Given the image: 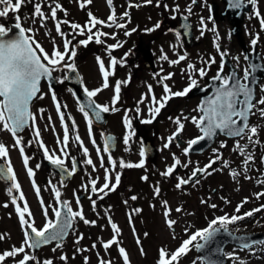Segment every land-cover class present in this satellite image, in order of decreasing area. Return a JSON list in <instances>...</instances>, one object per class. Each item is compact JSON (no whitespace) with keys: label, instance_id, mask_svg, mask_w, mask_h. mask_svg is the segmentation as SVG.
Returning <instances> with one entry per match:
<instances>
[{"label":"rangeland","instance_id":"1","mask_svg":"<svg viewBox=\"0 0 264 264\" xmlns=\"http://www.w3.org/2000/svg\"><path fill=\"white\" fill-rule=\"evenodd\" d=\"M13 2H15V0H13ZM35 2H40L42 10L49 16L50 8L53 3H59L62 6L61 10H58L57 12V19L69 22L68 24L61 23V31L65 34L64 37L55 31L56 21L48 19L45 20L42 25L40 18L34 16ZM81 2H83V0H27L18 12L13 13L10 11L7 16L0 17V25L5 26L6 28L9 22H19L25 29H33L31 33L26 34L32 36L49 54L54 47L63 50V40L65 38L71 40L72 44L70 45V48L76 47L77 55L74 60L70 62H74L75 67L81 75L82 86L88 90H95L103 80L97 61L98 56L104 61L106 70L113 72V68L110 67V60L114 57L117 48L114 47L109 49V46L114 45L118 38H120L119 42L122 45L123 43L126 44L131 38L132 40L130 41H132V46L135 47L134 45H138L136 50L138 48L148 50L149 47L150 50L153 51L155 49H161L162 47L168 51H175L179 45L178 41L175 43L173 40L175 37L172 35L174 32L172 26L179 21L178 18L180 15L190 18L195 26V36L198 38L197 41L194 42L195 45L193 47L184 48L182 53L179 52L185 57L183 61V70L188 65H192L194 67L193 70L200 68L205 69L204 66L211 65L207 63L210 59L209 56H216L217 54L216 50H212V45H214V43L219 44V41L224 42L223 40H219L213 31L210 33H204L205 39L202 37V30L199 24L202 17H200L198 13L201 3L197 0L195 3H193L192 0H152V3H145V0H112L111 5L108 4L107 0H91V3H86L83 8L80 7ZM165 5H167V7H165ZM188 8H191L190 12H188ZM129 10V16L127 15L125 17L124 13H129ZM113 11L116 16V23L124 24V28L117 29L115 24H113L112 27H104V25L107 26V23H109L107 18ZM89 12H91L96 18L106 22L104 25H97L93 28V32L99 30L108 33L107 36L101 37L104 47H102L101 44H96L94 40L86 47L79 45L78 41L86 39L88 33L85 32L84 35H80L78 30H73L71 28L72 23L80 24L82 27L85 26L90 19L88 15ZM16 16L20 17L19 21L16 20ZM137 24L140 26L138 31L145 32L148 35L138 36L137 33L132 35L131 27L132 25L136 26ZM157 24L160 26L156 27ZM225 24L226 27L229 25L227 23ZM227 29L229 30V27H227ZM227 29L223 31V28H221L222 35H228L229 32ZM116 31H118L119 35L112 38V35ZM126 33L129 35H126ZM153 37L158 41L156 44L151 45V39ZM242 42L244 43V41ZM186 51H188L187 54H185ZM236 51L237 54L241 56V60L244 61L243 52L239 50V47L236 48ZM163 60L164 58L159 61L157 60V66L162 70V74H165L169 69L161 68ZM215 65L217 66L216 62ZM67 72V69H60L54 73V77L63 79ZM187 73L188 72L183 73L184 84L187 82ZM196 74H198L199 78L200 75L198 71ZM114 79V74L110 75L109 87L101 91L100 95L104 96V98L110 97L112 100L111 94L109 93L112 91L113 86L115 88L116 84L114 85ZM54 81L56 83V90L54 91L45 82L41 83L40 94L43 95V99H36L31 105V111L36 115L35 128L40 130L39 139L49 148L50 154L55 152L57 156H61L64 160H68L70 157L75 156H78L80 161L84 159L87 160L89 155L87 157L84 155L79 142L74 141L72 137L69 140L67 148L68 155L63 156L60 152L62 145H58L57 140H62L63 138V127L60 126L56 115L52 92H55L57 101L62 105V110L65 109V105L68 109L73 108L72 114L79 120V122L82 120V116L80 111L75 108L76 104L71 98L72 96L67 85V80H64L63 83L57 82L56 79ZM198 81L199 84L204 83L200 79ZM261 85L263 86V92L259 95L258 99L264 97V82ZM178 105L179 118H181V122L185 127L178 135L180 142L179 147L175 145V147H173L174 150H168L166 153H162L160 157L159 155L161 153H159V155L156 154V164L158 168H162L161 182L156 178L151 177V184L143 185L136 181L137 184L135 185V187L139 188L148 187L151 191L150 199L157 196L159 199L166 201V208L169 212V215L166 217L167 221L171 219L176 223L171 227L168 223L167 225H164L163 218L160 219V216L156 212L143 209L146 203V198L144 200L139 199L137 202L141 211L136 213V225L133 226L135 232H133L132 228L131 239L127 244L111 247L108 250L101 247V244H89L90 241H97L98 230L96 228V223L94 225L85 224L82 220L77 218L73 227L75 229L74 232L72 229L68 237L61 241L60 244H55L54 242L51 246L41 251L39 255L35 256L36 260L32 261V264H44V261L46 260H51L52 264H85L86 257L87 264H99L101 259L111 261V264H124L123 258H121V255L118 252V248L121 246L126 250L130 264H155L158 259L159 249L164 248L169 253L173 252L193 233L205 228L214 217H220L223 213L230 216L235 213L241 215V213L253 210L259 205V203L264 205V196L259 198L252 196V194H254L253 192L259 193L260 189L264 188V176L260 180V186L255 185L254 181L250 178L251 176H255V174H258L259 176L264 169V116L260 114V108L264 106L259 104L256 105L255 111L252 112L249 117V128L245 130V135L234 138H226L225 136L220 135L214 140L213 144L204 150V153L188 152L185 154L184 148L188 146V142L200 134L197 125L194 124L190 118L196 117L199 119L200 113L197 108L196 98L184 99L181 102L179 101L177 106ZM40 109H44V111L40 112ZM49 117H51V120H49ZM168 124L169 127H167V130L172 128V122L170 121ZM251 127L257 128V133L255 135L251 134ZM8 133L7 130L0 126V143H3L9 151L8 157L2 159L6 162L11 160L16 165L19 163L17 154L19 147L14 144ZM75 133L81 137L84 147L89 149L90 158L93 161L97 160L98 162L101 152L98 156L96 151L98 148L97 144L94 145L91 142L94 137L92 138V136L83 134L80 128H77ZM33 135L35 136V129L32 126H29L27 131L23 134V142L29 140L32 141L33 139L30 137ZM158 137L162 136L159 135ZM36 143L40 149L39 143L37 141ZM237 143L244 146L243 154L236 150ZM222 144L224 145L223 147H221ZM253 148H258L259 152H254V150L251 151L250 156L252 157V160L248 164H245L244 161L248 158L246 153ZM26 149L30 152L32 150V143L30 147L26 146ZM135 152L139 153L137 150H135ZM174 155L176 158L180 159L181 165L178 172L176 171V174L172 176L174 177L172 179L163 176L162 173H164V168L172 166L174 163ZM217 155L220 156V159L218 160L219 162H216V165L214 164V166L209 169L208 172L210 174L200 173L197 178L198 183L196 180L187 185H182L179 189L176 188L175 177L178 174L179 179H186L196 168H204L209 165L210 161L214 160ZM260 156H262V162H260ZM106 157L107 155H104V158ZM225 161L228 162L227 166H225ZM130 163H137V161L134 159ZM149 164L151 165L147 167L136 168L135 174L131 173L130 178L133 176L136 178L142 177L148 167L155 172L157 169L151 162H149ZM255 164H259V167L261 166V168L257 169ZM184 165H187V167H184ZM40 171L41 172H37L39 180L42 181L43 178H45L44 180H47V176H45L46 170L44 169L43 164L40 165ZM249 171H252L251 174ZM232 172H236L237 175L233 176L231 174ZM19 173L17 174L21 177ZM155 173L158 174L157 172ZM95 175L96 172L92 175H88V177L92 180ZM156 187L160 188L158 195L155 194ZM74 189L81 190L79 186H74ZM250 196H252V198H250ZM87 197L88 198L79 199V204H77V199H72L70 201L72 202L71 208L73 211L82 210L86 219L95 221V219L104 214L99 206L98 196L97 200H95V209H93L92 205L93 200H90L91 197L88 195ZM1 198L2 197H0V199ZM245 198L249 199L248 202L243 204L239 212H236L237 206L240 205ZM47 200L48 204H52L53 201L50 199L49 194ZM10 201L11 200H9V203ZM9 203H5L7 204V207H4V215H2L3 224L1 225L2 228L0 234L5 235V239L0 240V253L9 251L13 247H18L21 244V233L15 220L17 213L14 212V207H9ZM213 204L216 205L215 208L211 207ZM176 208H181L182 211L177 212L175 211ZM40 209H42V207H40ZM34 211L36 214L40 215L38 207H35ZM1 213L2 211L0 207V215ZM41 219L42 216L40 215V220ZM234 224H229L227 228L236 234L262 232L264 231V209L258 214L255 213L249 218L247 217L237 221L236 224L238 225ZM216 227H218V225ZM144 233H148L147 237L144 236ZM80 236H83V239L78 240V237ZM108 236L109 234L103 237L102 240ZM137 239L140 240V244H137ZM94 244L96 247H93ZM241 247L243 246L238 247L236 245H227L224 247L223 254L224 256H227V264H264V242L257 243L247 249ZM141 248L143 249V253L141 252ZM53 249H55V251H53ZM62 256L66 257V259H61ZM18 260H20L19 256L11 258V260L7 258L4 264H16ZM156 264H158V261ZM177 264L204 263L200 260L196 248L192 246L186 255L179 258V263Z\"/></svg>","mask_w":264,"mask_h":264},{"label":"flooded vegetation","instance_id":"2","mask_svg":"<svg viewBox=\"0 0 264 264\" xmlns=\"http://www.w3.org/2000/svg\"><path fill=\"white\" fill-rule=\"evenodd\" d=\"M197 1L201 3L198 13L200 17L203 18V25L201 24V19L199 21L200 28L203 32V35L201 34L202 37H204V33H210L211 31H213L219 40L224 41H219V44L214 43V45H212V50H216L217 54L216 56L210 55L209 61L214 59L217 63V66L215 65V63L207 62L211 64L209 66H204L207 75L203 77L199 76L198 78V74H196L198 69L193 70L194 67L190 69L188 66H186L183 70L184 60H181L178 64L170 63V61L172 60H178L179 57L182 56V54H180L179 52L182 53L184 48L193 47L195 45L194 42H196L198 39L194 33L195 26L190 18L180 15L178 18L179 21L174 23V25L172 26V29L174 30L172 35L175 37L173 38V40L175 41V43H177L178 41L179 45V47L176 48L175 51H168L166 49H163L161 46V49H155L153 51L150 50L149 47L148 50H142L141 48H138L136 50L138 45H134L135 47H133L132 41H130L132 40L131 38L126 44L123 43V45L119 42L120 38L116 39L115 44L118 45L117 47H115L117 49L115 50L114 57L112 58H115L117 60V64L113 69V72L115 78L114 85L117 81L121 82L120 99L116 102L115 105L112 104V100L114 97V86L112 88L113 93L112 91L109 93L111 94L112 100L110 97L104 98V96H101V92L98 93L97 97L95 96L92 98L97 104L107 105L110 107V109L112 107H115L117 109L116 111L110 110L108 113H102V122L96 121L94 118V114L89 113V116L86 118L84 116V113L80 111L81 106L77 103L76 100H74L73 97L71 98L73 101H75V108L80 111L82 116V120L80 122L72 114L73 108L68 109L66 105L65 109L62 110L61 108V111L65 113V123L69 125V140L72 137V139L75 141V131L77 128H80L83 134L92 136V138L94 137L97 147L100 148L101 156H103L104 158V155H107V157L104 158V167H101L100 159H98V162L97 160L93 161V164L95 165V168H93L92 165H88L85 163V159L80 161V158L78 156H75L77 161V171L71 177H65L62 182L60 171L57 172V170L52 169L49 166L47 162L48 160L45 159L43 155V150L41 148H38V145L36 143L37 138L34 135L30 137L33 139L32 150L28 152L25 147V152L23 154L29 157L27 167H30L34 170V177L28 176L27 167L23 163V155L19 150L17 151L19 163H17L16 165L11 160L6 162L2 158H0V166H6L7 163H11V166L13 167V170L17 177V182H19V184L21 185L20 191L24 193L30 211L33 214L32 217L26 216V219H29L30 222L34 223V226L37 229H40L42 223L46 222V217L44 215L45 208L47 209V218L54 220V209H59L58 207L60 202L63 203V201H67L71 206L72 202L70 201L72 199L88 198L87 195L91 197L90 200H97L98 196L99 206L101 207V211L104 214L103 216L95 219L96 228L98 230V237L97 241H90L89 244L97 243L98 245L101 244V247H103V243L112 238L113 230L109 223V218H111V221L116 223L121 229V233L118 237V239L120 240V244L113 245L112 247L127 244L131 239L132 228L136 225L137 214L134 212V209H139L137 202V200L139 199L144 200L146 198V203L143 209H148L150 211L156 212L160 216V219L163 218V224L166 225L167 216H165L164 213L165 211H167V205L165 206V201L159 199L157 196L153 197V199H150L151 191L148 189V187H135V185L137 184L136 181L139 184L143 185L151 184V177H154L161 182L162 168H158L155 157L156 154L159 155V153H161L159 155L160 157L162 153H166L168 150H174L173 147H175V145L179 147V136L169 144V147H164L166 143H169L168 138L172 137L173 134L177 131L178 126L174 122L175 119L179 117V105L177 106V104L179 101L181 102L184 99L187 100V98H196L197 108L199 110L200 116L202 115V110L200 109L199 104L201 98L204 95L211 93V90L214 87L213 85H215L216 87L219 86V81H214L213 77L217 75V72L219 71L221 66V51L227 53V55L223 57V63L225 64V67L222 74H229L234 71L237 77L240 78L241 82H245L243 80V77L245 75V69H247L249 72L247 83L252 89L253 101L255 102L259 100L258 97L263 92V86L261 84L264 82V28H261L259 19L254 15V11L258 10L261 13V16L264 17V0H257L255 9L253 8V6L248 5L246 2H244L243 7L239 9L229 7L230 10L227 9L226 2L223 0ZM189 9L191 8H188V12ZM129 14L130 10L128 16ZM239 14L241 15L239 16ZM225 23L229 24L227 25V27H229V30L227 29ZM185 25H187V27L190 26L189 33H185L187 28L185 27ZM139 27V24H137L136 26L132 25V35H135L136 33L138 36L148 35L145 32L138 31ZM221 28H223V31L227 29V31L229 32L227 36L226 34L222 35ZM177 33H179V35H177ZM186 34L188 35V37ZM118 35L119 34L117 32L112 35V38H115ZM126 35L129 34L127 33ZM240 39L244 41V43ZM253 39L257 40V43L255 45L252 44ZM151 41V45H153L156 44L158 40L153 37ZM217 45H220L219 49L216 47ZM101 46L104 47L103 42L101 43ZM237 47H239V50L243 52L244 61L241 60V56L237 54ZM187 53L188 51H186L185 54ZM163 57H166V59H164L161 63V68L169 69L167 72H165V74H162V70L157 66V60L159 61L163 59ZM251 62L253 63L252 66L250 64ZM184 72H188V75L186 76V84H184ZM169 73L172 74L171 78L162 81V77L168 75ZM192 79H195L197 81V85L196 87L192 88L187 95L182 97L173 96L168 101L166 107L161 110L160 114L152 121V123L146 124L142 122L145 119L151 118L148 111L149 107L152 106L151 96L155 95L157 99H159L164 95L163 83H167L171 90L173 92H176L182 91L187 88L190 85ZM199 79L204 83L199 84ZM100 84H103V80ZM100 84L97 86V88H102ZM149 85L152 86L151 92H149ZM142 97L144 98V100L141 103L140 101ZM256 105H258V103H256ZM137 107H139L140 109L139 113L136 112ZM255 108L252 110V112L255 111ZM126 114L128 119L131 121L130 128L126 127L124 122ZM56 115L58 117V120H60L57 111ZM88 119H92L93 121L91 126V135L89 133V127L87 123ZM73 121L75 122V128L72 127ZM170 121L172 122V128L167 130V127H169L168 123ZM26 131L27 129L19 135L23 137V134ZM8 134H10V137L15 144L16 137L11 133ZM126 135L130 137L128 144L124 143V137ZM159 135H161L162 137H158ZM107 137L113 138L110 153L103 152L104 141ZM27 146L30 147L31 144ZM141 147H144L146 150V154L143 157L145 162L144 167L150 166L151 164H149V162H151L157 169L155 170V172H157L158 174H156L153 169L148 167L145 170L144 175L142 176H146L147 180L142 179V177L136 178L135 176L130 178L131 173L135 174L136 168H119L117 166L116 170L121 174V183L117 187V189L115 191L108 192L106 196H103V199L100 198L103 195L102 193L91 192V178L88 177V175H92L96 172V175L92 179L97 180V188L101 187L104 183L105 168H111V165L108 161L109 155H111L112 158L117 161V164L121 159L126 163H130L132 160L136 159L138 163L141 160V156L139 155V153L135 152V150L140 152ZM88 155L90 158V152ZM37 164L44 165V169L46 170L45 176H47V180H44L45 178H43L42 181L39 180L37 172L41 171L40 167L38 169L36 168ZM71 167L72 157H70L68 160H65V168L70 171ZM168 167L169 166L164 168V172ZM178 170L179 166L175 169L174 174H176V171L178 172ZM17 173H19L21 177ZM174 174L167 177L173 179L174 177L172 176H174ZM110 175L112 177L111 182L114 183L115 172H111ZM33 180L35 181V184L41 189L39 196H37L34 190L32 184ZM178 180L179 174L175 177V183H177ZM10 186L11 182L9 180L0 179V197H2L0 199V207L2 211L0 215V232L2 228L1 225L3 224L2 215H4L5 203H9V200H11L8 205L10 208L14 207V212L17 213L15 210V205L12 204V196H10L8 193V188ZM52 186H55L61 192V198L59 202L55 198V194L52 191ZM74 186H79L81 190L74 189ZM48 194L50 196V199L53 201L52 204L47 203ZM13 195L17 197V202L20 203L22 207L23 201L19 200V192L14 190ZM132 196H136L137 199L131 200L130 198ZM41 200H43L42 206L40 203ZM125 201H127V203H125ZM35 207H38L39 209V214L42 216L41 220L40 215L36 214L34 211ZM40 207H42V209H40ZM129 216H132L131 222L129 220ZM15 220L17 227L21 233V244L18 246L20 247L25 239L24 226L21 225L18 214H16ZM107 234H109V236L102 240V238ZM47 247L49 246L42 247V249L39 250L30 249L25 246V252L27 254L29 253V255L31 254L37 256ZM17 256H19V259H22L21 256H23V254H18ZM9 260H11V258H9ZM29 264H32V262H29Z\"/></svg>","mask_w":264,"mask_h":264},{"label":"snow or ice","instance_id":"3","mask_svg":"<svg viewBox=\"0 0 264 264\" xmlns=\"http://www.w3.org/2000/svg\"><path fill=\"white\" fill-rule=\"evenodd\" d=\"M27 0H0V17H5L9 14V12H18L22 5L26 3ZM108 4H112V0H107ZM196 0H193L195 3ZM86 3H91V0H83L80 3V7L83 8ZM145 3H152V0H145ZM248 5L255 6L257 5V0H246ZM244 0H231L230 7L239 9L243 7ZM61 5L59 3H53L50 8V16L46 15L42 10V6L40 2H35L34 4V16L39 17L41 20V24H44L45 20L52 19L56 21L55 23V31L59 33L62 37L65 34L61 31V23L68 24V21H60L57 19V12L61 10ZM167 7V5H165ZM178 7V6H177ZM191 9H189V12ZM89 21L85 26H81L77 23H72L71 28L73 30H78L80 35H84L87 32V38L81 39L78 41V44L81 46H88L90 42H94L96 44H101L103 41L101 39L102 36H107L108 33L101 32L97 30L93 32V28L97 25H104L106 22L104 20H100L96 18L91 12L88 13ZM128 15L127 12L124 13L126 17ZM254 15L259 19V23L261 28H264V17L261 16V13L258 10L254 11ZM16 20L19 21L20 17L16 16ZM107 26L112 27L115 24L118 28H124V24L116 23L115 12L108 16ZM201 24L203 25V18H201ZM160 25L157 24L156 27ZM15 29L17 30L14 36H10L12 29L11 27L5 28V26L0 25V126L3 129L9 131L13 136L16 137L15 145L19 147L20 153L23 155L25 152V147L30 145L32 141L23 142L22 136L19 135L23 131H25L29 126H32L35 129V136L37 138V142L39 143V147L43 150V155L45 159H47L53 166L59 169L62 177V182L65 177H71L77 171V161L75 157H72V167L69 171L65 168V160L61 158V156H57L55 152L50 154V150L45 146L44 142L40 140V130L35 128L36 115L32 113L30 110L31 104L36 99H43V95H41V81L46 79L48 81H52L54 79L59 83H63L64 80L68 79L65 76L63 79H58L54 77V73L59 71L60 69L74 70L75 64L73 61L77 55L76 47H71L72 41L65 38L63 40V50H59L57 48H53L52 52L49 54L35 39L27 35L26 33H31L33 29L21 26L19 22L15 23ZM187 27V25H185ZM127 34V33H126ZM203 35V32L201 33ZM179 35V33H177ZM257 43L256 39L252 40V44L255 45ZM117 47V45H110L109 49ZM217 48H220V45H217ZM39 53V54H38ZM222 62L217 75L213 77L214 81H219V86L215 87V93L212 98H209L204 102V107L202 108L203 115L197 119L196 117H192V122L197 125L200 131L203 133L201 136L192 139L188 142V146L184 148V153L187 154L190 149L197 145L200 141L205 140L206 138H212L216 135L217 130L221 133L226 134L230 137H241L245 135V130L249 128L247 123L248 116L255 108L256 103L264 106V97H261L258 101H253V93L249 84L247 83L249 72L245 69V75L243 80L245 82H241L240 78L237 77L236 73L233 71L229 74H222L225 64L223 63V57L227 55L226 52L221 51ZM166 59V57H163ZM184 56H180L178 60H172L170 63L178 64L181 60H184ZM99 69L103 76V84L102 88H97L95 90H88L84 88V92L88 97V107L94 113V118L98 122H102V113H108L111 111H116L115 107L110 109L107 105L97 104L92 98L97 96L99 92L103 89L109 87V76L113 75L112 71L106 70L104 61L98 56L97 57ZM209 63H215V60L212 59ZM117 64V60L112 58L110 60V67L115 68ZM191 69L193 66L188 65ZM199 75L201 77L206 75L205 69H198ZM171 73L162 77L163 80H167L171 78ZM197 81L195 79L191 80L190 85L182 91L173 92L167 83H163V92L164 95L159 99L155 95L151 96L152 106L149 107L148 111L150 113V119H145L142 122L146 124L152 123V121L160 114L161 110L166 107L168 101L173 97H182L189 93V91L196 87ZM51 88V83L49 84ZM152 91V86L149 85V92ZM121 93V82L117 81L114 88V97L112 100V104L115 105L116 102L120 99ZM53 101L55 102V108L57 113L59 114V119L63 125V138L57 140L58 145H62L60 148V152L63 156H67V148L69 145V125L65 123V113L61 111V103L57 101V97L55 92H52ZM144 98H141V103ZM44 109H40V112H43ZM80 111L84 113V116L87 118L89 116V112L85 111L84 107L81 106ZM140 109L137 107L136 112L139 113ZM260 114L264 116V107L260 108ZM237 118L243 121V126H237ZM51 120V117H49ZM31 121V125H30ZM126 127H131V121L128 119L127 114L124 119ZM177 127L176 133L173 134L172 137L168 138L169 143L164 145L165 148L169 147V144L176 138H178L179 133L184 129L185 125L181 122V118H176L175 121ZM89 127V133L91 135V126L92 119H88L87 121ZM72 127L75 128V122L73 121ZM251 134L255 135L257 133L256 127L250 128ZM130 137L126 135L124 137V143L128 144ZM75 141L79 142L80 147L83 149L84 155L87 157L89 154V149L84 147L83 141L81 137L77 134L75 135ZM91 142L95 145L96 140L93 138ZM113 138L107 137L104 141L103 152L110 153V148L112 147ZM224 145L222 144L221 147ZM236 150L241 154L244 153V146L237 143ZM97 154H100V148L96 149ZM218 151V150H214ZM146 154V150L144 147H141L139 155L141 156V160L138 163H126L124 160H120L117 164V161L112 158L111 155L108 156L109 164L111 168H105L104 175V183L101 187L97 188V180L92 179L90 181V190L92 193H102L103 195L100 197L103 199V196H106L108 192L115 191L117 187L121 183V174L117 171V166L119 168H142L144 167V159L143 157ZM9 155L8 148L0 143V158H7ZM220 159V156L217 155L214 160L210 161L209 165L205 168H197L192 173L188 179H179L176 188H181L182 185L188 184L193 178L198 176V173L210 174L208 169L212 168V165L216 163L217 160ZM252 160V157L249 155L247 160L244 161L245 164H248ZM29 161V157L27 155H23V163L27 167ZM101 167H104V158L100 156ZM86 164L92 165L93 160L88 158L85 161ZM225 166H227L228 162L225 161ZM181 165V161L179 158H176L174 155V163L172 166H169L167 170L162 173L163 176H171L174 174L175 169ZM40 167L39 164L36 165L38 169ZM187 167V165H184ZM111 172H115V182H111ZM27 174L29 177H34V170L30 167H27ZM233 176L237 175L236 172L231 173ZM0 179H6L11 182V186L8 188V193L12 196V204L15 205V210L18 214L19 221L22 226H24V242L20 247H13L9 251H5L0 253V264H4L7 258H14L18 254H23L22 259L18 260L16 264H29V262L35 261L36 257L33 255H29L25 252V246L30 249L39 248L43 244H48L52 241L62 240L64 236L68 234V230L73 228V222L77 218L82 220L85 224H95L96 221L88 220L84 217V213L82 210L73 211V209L69 206L67 201H63V211L60 209H54L55 219L47 218V209H44V215L46 217V222L41 229H37L34 226V223L30 222L27 217H32V212L30 211L29 205L25 199L24 193L20 191L21 185L17 182L16 174L11 166V163H7L6 166H0ZM142 179L147 180V177H142ZM198 183V180L196 181ZM34 190L39 196L41 189L39 186L35 184V181H32ZM19 192V200L23 201V206L21 207L20 203L17 202V197L13 195V191ZM52 191L55 194L56 200L59 202L61 198V192L55 186H52ZM160 188L156 187L155 194H159ZM257 198L264 196V193H257ZM131 200H136V196H132ZM79 198H77V204H79ZM248 199L245 198L240 205L237 206L236 212L240 211V208L244 203H247ZM43 204V200L40 201ZM127 203V201H125ZM165 206L167 202H164ZM93 209H95L96 201H92ZM7 207V204H5ZM211 207L215 208L216 205L213 204ZM264 209V205H261L259 208L253 209L249 212L241 215H231L230 217L220 216L211 220L206 228L201 230H197L193 233L188 239L184 240L179 248L175 251L169 253L164 248L158 250V264H177L179 258L183 255H186L190 247L194 246L196 249L201 250L206 248V246L213 241L215 236L220 232L221 229L227 230V226L236 221L242 220L245 217H250L254 214V212H260ZM140 209H134L135 213H139ZM175 211H182L181 208H177ZM165 216L169 215L168 211H165ZM129 220L131 222L132 216H129ZM109 223L113 230V236L107 242L103 243V247L108 250L113 245L120 244V240L118 239L121 229L118 225L111 221L109 218ZM167 223L171 227L176 222L174 220H168ZM218 225V227H216ZM187 231V229H186ZM133 232H135V228L133 227ZM148 233H144V236L147 237ZM5 239V235L0 234V240ZM79 239H83V236L78 237ZM201 241V242H197ZM137 244H140V240L137 239ZM93 247H96L94 244ZM243 247L247 248L249 245L246 243ZM55 251V249H53ZM119 254L122 256L124 264H130L129 256L126 250L121 246L118 248ZM141 252L143 253V249L141 248ZM61 259H66V257L62 256ZM44 264H52L51 260L44 261ZM85 264H87V257L85 258ZM99 264H111V261H105L101 259Z\"/></svg>","mask_w":264,"mask_h":264},{"label":"water","instance_id":"4","mask_svg":"<svg viewBox=\"0 0 264 264\" xmlns=\"http://www.w3.org/2000/svg\"><path fill=\"white\" fill-rule=\"evenodd\" d=\"M223 1L226 2L227 9L230 10L229 7H230L231 0H223ZM240 15L241 14H239V16ZM14 25H15V23H9L8 28L11 27V29H12L11 33L9 34L10 36H14L16 34V32H17V30L15 29ZM236 26H237V24H236ZM189 32H190V26L186 28L185 33H189ZM187 37H188V35H187ZM250 64H251V66L253 65L252 62ZM66 76L68 77V79H66L67 80V85L70 88V90L72 92V95L75 97V100H77L78 103L85 108V110L89 111L90 114H94L91 111V109L88 107V97L86 96V93L81 90V77L79 75L78 70L76 68L74 70H68ZM44 80L47 81L49 84L51 83L52 87H56V84H55V81H54L55 79L52 80V81H48L46 79H44ZM214 93H215V87L212 88L210 94H206L204 96L202 95L203 97L201 98V101L199 103L201 110L204 107V102L206 100H208L209 98H212L214 96ZM202 113H203V111H202ZM248 121H249V116H248ZM248 121H247V123H248ZM243 123H244L243 121L237 119V126H243ZM219 134H222V135H225L227 137H230V136H228L226 134L221 133L219 130H217L216 135H214L210 139L206 138L205 140L200 141L197 145H194L190 149L189 152H198V153L203 152L211 144H213L214 140L219 136ZM52 168L57 170V172L59 171L54 166H52ZM61 210L63 211L64 209L62 208ZM69 231H70V229L68 230V232ZM66 236H64L63 239ZM263 240H264V232L247 234V235H245V234L244 235H242V234L241 235H233L228 230H224L223 229V230H220V232L215 236L213 241L206 246V248L201 249V250L197 249V252L199 253V255L202 258V260L205 262V264H226V260H225V258L223 256V250H224V247L226 245L234 244V245H238V246H243L244 244L247 243L249 245V247H250L252 244H255V243L263 241ZM60 241L61 240L52 241V242L59 243ZM50 244H51V242H50ZM44 245H47V244H43L41 246H44Z\"/></svg>","mask_w":264,"mask_h":264},{"label":"trees","instance_id":"5","mask_svg":"<svg viewBox=\"0 0 264 264\" xmlns=\"http://www.w3.org/2000/svg\"><path fill=\"white\" fill-rule=\"evenodd\" d=\"M234 223H235V224H234ZM234 223H233L234 225H238V224H236L237 222H234ZM233 224H231V225H233ZM239 226H240V225H239Z\"/></svg>","mask_w":264,"mask_h":264}]
</instances>
